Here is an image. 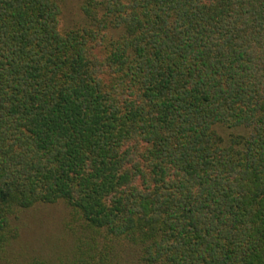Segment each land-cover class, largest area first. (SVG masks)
<instances>
[{"label": "trees", "instance_id": "obj_1", "mask_svg": "<svg viewBox=\"0 0 264 264\" xmlns=\"http://www.w3.org/2000/svg\"><path fill=\"white\" fill-rule=\"evenodd\" d=\"M64 1L0 0V264L58 204L26 264H264V0Z\"/></svg>", "mask_w": 264, "mask_h": 264}, {"label": "rangeland", "instance_id": "obj_2", "mask_svg": "<svg viewBox=\"0 0 264 264\" xmlns=\"http://www.w3.org/2000/svg\"><path fill=\"white\" fill-rule=\"evenodd\" d=\"M79 0H65L58 21L60 31L77 27L81 24ZM219 135L227 139L232 130L219 129ZM66 219L64 206H35L23 211L12 221L17 228L18 238L8 249L12 264H26L31 258L49 260L56 263L64 259L71 240L63 228ZM14 261H13V259Z\"/></svg>", "mask_w": 264, "mask_h": 264}]
</instances>
